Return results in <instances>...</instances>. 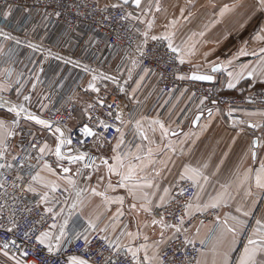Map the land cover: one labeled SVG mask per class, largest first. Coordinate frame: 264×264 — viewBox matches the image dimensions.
I'll list each match as a JSON object with an SVG mask.
<instances>
[{"label": "snow or ice", "instance_id": "6c2138e0", "mask_svg": "<svg viewBox=\"0 0 264 264\" xmlns=\"http://www.w3.org/2000/svg\"><path fill=\"white\" fill-rule=\"evenodd\" d=\"M187 2L191 4L192 0ZM238 3L239 0L231 6L224 5L220 16ZM35 4L39 8L5 0L0 7V57L5 58L6 63L22 43L29 49L42 51L40 45L21 41L14 34L26 27L34 12L42 13L44 21H51L52 18L60 20L71 10L77 19L85 17L97 28H104L105 47L124 50L131 68L144 66V75L129 91L116 76L84 66V71L91 73L84 91L95 93V98L83 100L74 95L68 98L73 109L65 108L64 112L57 109L59 118H45L42 113L48 110L50 95L37 99L39 110H32V93L40 82L39 74L34 77L36 83L31 84V93H25L22 91L23 73L17 74L15 82L10 83L15 70L11 67L3 70L4 80H0V214L7 212L8 215L6 218L0 215V232L4 234L0 236V264H209L204 248H197L198 239L201 246L211 244L208 249L212 254L211 264H264V161H258V168L246 167L241 174L238 188L244 189V198L250 202L236 206L235 215L231 211L223 216L215 215L217 229L212 232L211 240L200 238L204 221L200 220V226L194 228L187 225H191L198 214L230 208V201L235 198L229 191L231 186L221 185L219 193L204 201L201 193L210 181L206 174L207 162L181 163L176 177L169 179L176 166L173 156L178 151L180 156L186 154L184 147L178 148L177 141L179 145L189 142L194 145L198 134L191 129L183 132L179 124L173 129L159 115L144 116L137 109L126 113L128 105L120 99L122 94L140 105L136 93L145 76L151 73L163 79L168 69L176 74L177 61L180 65L192 64L189 57L195 55L196 46L185 48L176 44L177 19L172 18L160 26L161 31H156V13L166 11L159 0H105L103 4L101 0H91L90 13L81 10L87 9L88 3L75 0L67 6L63 0H35ZM251 10L253 14L264 15V0H253ZM180 15L184 16L183 8ZM66 23L76 27V20H66ZM30 31L35 32V26ZM254 39L264 43V28ZM260 51L264 53V48ZM213 52L215 49L203 53L207 72H202L201 66L196 64L177 79L213 82L215 74L224 71L229 77L226 86L230 90L236 89L244 79H255L254 72L245 75L244 69L229 71L233 61L248 55L247 41L224 60L217 57L209 61ZM54 55L49 49L45 59ZM146 61L153 62L156 69L146 66ZM65 63L78 62L65 60ZM43 71L41 67L39 72ZM131 79L130 70L123 84L127 85ZM108 81L117 86L111 102H108L107 84L103 85L104 95L98 86ZM259 82L264 84V80ZM207 100V96L203 97L200 105ZM247 100L255 103L252 96ZM81 103L85 119L79 125V137H74L69 122L76 119L73 111L75 105ZM211 103L217 106L215 114H222L218 107L221 102L213 99ZM223 103L228 105V117L241 111L230 101ZM98 109L106 110V119L96 114ZM202 115L203 110L192 120L201 132L207 130L215 118L214 110L208 108L207 123L201 126ZM243 115L264 118V111L245 110ZM22 121L38 127H25ZM231 123L241 131L245 126L264 129V123L251 120L234 118ZM44 132L51 133L53 143L43 138ZM129 133L134 138L132 141L126 139ZM137 137L139 143L135 142ZM261 151H264V134L251 141L245 155L257 161ZM192 152L193 149L188 148L187 154ZM160 156L165 158L160 159ZM192 188L196 189L195 193ZM101 207L104 211H98ZM241 237L246 242H242ZM18 238L23 246L18 244ZM238 245H242V250L234 259ZM189 248L195 250L199 258L190 255Z\"/></svg>", "mask_w": 264, "mask_h": 264}, {"label": "crops", "instance_id": "0c3cea01", "mask_svg": "<svg viewBox=\"0 0 264 264\" xmlns=\"http://www.w3.org/2000/svg\"><path fill=\"white\" fill-rule=\"evenodd\" d=\"M104 2L105 0H101V4ZM153 2H155V0H153ZM159 2L166 11L156 13V31H161V25L167 23L172 18H175L178 21L176 28L174 29L176 33V44L185 48L192 44H195L196 46L195 55L189 57L192 60V64L186 63L184 66H188L192 69L193 65L199 64L201 66V71L207 72V63L203 58L204 52L215 49V52L208 57V60H216L217 57H219L220 60H224L226 57H230L233 53H235L238 48L243 46L247 41L248 55L240 56L237 60L233 61V65L229 68V71L239 72L241 69H244L245 75H247V72H254L255 79H244L240 82L236 89L230 90L226 86L229 79L227 72L222 71L215 74L216 79L213 81V84L217 89L225 93L234 92L240 88L256 92L264 90V84L259 82L260 80H264V53L260 51L261 48H264V43L258 42L254 39L260 29L264 28V15H261L259 12L253 14L251 10L253 0H239L238 6L232 8L228 12H225L223 16H220V11L224 5L231 6L234 3H237V0H192L191 4H189L187 0H159ZM181 8L184 9L183 17L180 15ZM201 33H203V35H201ZM61 35L62 29L58 28L54 33H50L41 39H38L36 36H29L26 38L20 37L21 41L27 40L40 45L42 51H34L27 48L25 44L22 43L16 49V54L12 57L11 61L6 63L5 58L0 57V80H4L3 70L10 66L12 67L19 58L23 61H29L32 56L35 55L37 57H39V55H43L45 58L49 49L55 55L48 56L46 59L48 63L55 60L74 61L72 56L66 53V49L58 50L53 46L54 42L59 40ZM57 56L62 57L63 59H57ZM89 69L92 70L94 68ZM96 71L116 76L117 79L120 80L121 73H116L114 70ZM137 72L138 69L133 72L132 79L128 81L127 85H124L123 81L120 80L121 85L129 91L131 88H134L136 84L133 85V81L137 78ZM123 73H128V70ZM16 79L17 74L13 76L9 82L14 83ZM90 80L91 73L86 81V85H88ZM104 83L107 84L109 94L117 93V86L112 84L110 81L98 83V86L101 87V93L105 94L103 86ZM150 91L151 87H142L141 82V87L136 93V97L141 101V104L135 105L131 102V106H135L134 109H137L138 112L144 116L155 117L159 115V117L164 120L166 124H170L173 129H175L176 125L179 124L183 128V132L186 133L191 129V131L197 133L199 136V138L195 140L194 145H192L191 142L186 145H179V142L177 141L178 148L184 147L186 154L184 156H180L178 151L177 154L173 156V159L176 161V166L172 169V173L168 178L173 179L176 177L177 173L180 171L181 163L191 161L193 163L198 162L202 164L207 162L208 168L206 169V174L210 176V181L205 186L204 192L201 193L202 199L207 201L209 197L215 196L221 191V185H230L231 187L229 188V191L232 192V195L235 197L234 200L230 201L231 207L222 208L217 212L218 215L221 216L229 211L235 215L236 213L234 209L236 206L240 204L247 205L250 202L244 198V189L238 188V184L242 179L241 174L246 167L251 166L258 168V161H264V151L258 152L257 161H253L250 155H245L251 141L264 134V129H251L245 126L243 131H241L239 127H234L232 125V120L229 119L227 111L224 108L218 106L222 110V114L216 115L215 108L217 106L213 105L210 108L214 110L215 118L212 120L207 130L201 132L200 127L192 124V120L195 115L199 114L200 110L198 109L199 106L193 110L189 106L193 97V93L191 91L187 90L185 93L181 94L165 112H161L160 109H157L155 105L157 95L150 97ZM25 93H31V88ZM38 94L37 89L35 93H32L33 111L39 110V105L37 104V99H39ZM11 95L12 99L16 98L14 93ZM94 96L95 93H92L89 90L88 96L86 97V95L83 94L81 98L83 100H92ZM125 98L128 99L127 97ZM77 108V117L71 127L77 125L83 118L81 104H77ZM44 112L42 114H44ZM244 119L251 120L255 123H264V118L259 116H245ZM207 120V115L203 116L200 121V125L202 126L207 123ZM22 124H25V127H38L26 124L24 121H22ZM46 134L47 132H44L42 135L45 136ZM130 136L131 134L129 133L126 139L128 140ZM155 138L157 140L159 139V132L156 133ZM182 138L183 135L181 136V139ZM47 139L50 143H53L51 135H49ZM172 139L176 138L173 137ZM233 140H235V143H233ZM135 142H140L138 137ZM188 148L193 149L191 155L187 154ZM159 158L164 159L165 157L160 156ZM169 167H172L171 164ZM217 168L219 171H216ZM93 182H95V178ZM95 202L99 203L98 200ZM260 206L261 205H258V207ZM98 211H104L103 207L98 209ZM250 223L252 222L250 221ZM216 229L217 226L214 220L204 223V226L201 227L200 238L208 237L210 241L212 232ZM240 239L242 242H246L243 237ZM197 241H199V239ZM207 245L208 248L205 251L206 258L209 264H211L212 254L208 251L211 244L208 243ZM241 250L242 245H238L237 251L233 253L234 259L238 257Z\"/></svg>", "mask_w": 264, "mask_h": 264}, {"label": "built area", "instance_id": "2783aa9c", "mask_svg": "<svg viewBox=\"0 0 264 264\" xmlns=\"http://www.w3.org/2000/svg\"><path fill=\"white\" fill-rule=\"evenodd\" d=\"M8 3H18L20 5H34L36 8H39L38 4H35V0H7ZM73 0H63V3L67 6L71 4ZM77 3H88L87 9H81L85 12H91L92 4L91 0H75ZM5 4V0H0V7H3ZM51 10V9H49ZM16 14H20V10H16ZM66 20H76V27L72 28L66 23ZM35 26V32L30 31V29ZM58 28L62 29V35L59 40H56L53 46L60 50L66 49L69 55L72 56L73 60L78 63H65V61L55 60L51 63L44 58V56L39 55V57L32 56L29 61H23L20 58L15 62V64L11 67L15 71L12 74V77L16 74L23 73L22 83L23 88L22 91L26 92L31 88L32 83H36L34 77L39 74L40 82L37 83L36 89L38 94V98H42L43 96H51V103L48 105V110L44 112L43 116L45 118H59L57 114V109L60 112H64V109L67 108L69 110L73 109V104L68 102L69 97H73L74 95H78L81 97L86 88V81L90 76V72L84 71V66L89 68H94L95 70H114L116 73H122L126 70H131L133 72L138 69L137 78L133 81V85L139 81V77L144 75L142 68L137 67L135 69L131 68V64L125 58L126 53L124 50H117L105 47L103 40L105 38L106 30L104 28H97V26L92 23V21L85 17L76 18L75 13L71 10L65 13V16H62L60 20H56L52 18L51 21H44L42 19V13L34 12L33 18L30 21L26 22V27L22 30H17L14 34L19 37H29L36 36L38 39H41L44 36L49 35L50 33H54ZM7 30V29H6ZM12 63V62H11ZM145 65L148 67H152L154 70L156 66L153 62L146 61ZM43 67L44 71L39 72V69ZM177 72L175 75L172 73V69H168L163 79L160 76L154 74H148L145 76L142 81V87L148 86L151 87L150 97L157 95L156 98V107L160 109L161 112H165L173 102L183 93H185V89L189 91H194L195 98L191 100L190 107L195 109L200 104V100L207 96L208 100L205 101L202 110L207 112V109L211 106V101L216 99L221 103L218 105L224 108L226 111L228 109V105L223 103L224 101H230L233 107H238L241 111H238L233 114V117H229L232 119H244L245 116L243 112L246 111H264V90L263 91H248L244 88H240L234 92L225 93L220 91L215 87L213 82L207 81H191V80H179L177 76L182 73H187L191 70L188 66H183L176 62ZM158 71V70H157ZM17 72V73H16ZM11 77V78H12ZM114 94H109L108 102H111L112 96ZM252 96L255 100V103H249L247 97ZM120 99L124 101L128 105L125 109V112L132 111L135 106H131V101L126 99L122 94ZM47 103V101H45ZM77 104L75 105V110L73 111V115L77 117ZM105 109H98L97 115H100L102 119H106L107 117L104 115ZM85 117L83 116L82 120L75 125L73 128L72 135L74 137H79V125L83 122ZM74 120L70 121V126H72ZM51 135L50 132H47L43 138L47 139V137ZM112 134H109L111 138ZM17 140L19 137L16 138ZM134 138L131 135L129 137V141H132ZM136 141V139H135ZM191 191L193 193L196 192L195 188H192ZM19 207V206H17ZM5 218L8 213H2ZM218 215V212H210L204 215H197L191 222V225H187L188 227L199 226V221L203 220L204 223L214 219V216ZM4 234L0 232V236ZM20 234L17 233V237ZM18 244L23 246L21 239L18 238ZM203 247L206 251L208 245L201 246L199 241H197V248ZM190 255L199 258L198 253L189 248ZM18 255V253H17Z\"/></svg>", "mask_w": 264, "mask_h": 264}, {"label": "rangeland", "instance_id": "374dc122", "mask_svg": "<svg viewBox=\"0 0 264 264\" xmlns=\"http://www.w3.org/2000/svg\"><path fill=\"white\" fill-rule=\"evenodd\" d=\"M105 71H106V70H105ZM127 75H128V73H125V74H124V73L122 72V73H121V76H120V80H121V81L126 80L127 77H128ZM86 88H87V85H86ZM102 94H103V93H101V95H102ZM84 95H86V97H87V96H88V92H85ZM95 95H96V94H95ZM103 95H104V94H103ZM94 98H95V96L93 97V99H94ZM85 100H86V99H85ZM81 108H82V103H81ZM81 110H82V109H81Z\"/></svg>", "mask_w": 264, "mask_h": 264}, {"label": "bare ground", "instance_id": "6f19581e", "mask_svg": "<svg viewBox=\"0 0 264 264\" xmlns=\"http://www.w3.org/2000/svg\"><path fill=\"white\" fill-rule=\"evenodd\" d=\"M183 66H184V65H183ZM191 92L194 93V91H191ZM194 98H195V95H193L192 99H194ZM198 106H199L198 109L201 111L202 108H203V105H200V104H199ZM211 106H213V104H211ZM211 106H210V107H211ZM201 107H202V108H201ZM253 112H258V111H253ZM203 115H204V116L207 115V112H204V111H203ZM212 220H214V219H212Z\"/></svg>", "mask_w": 264, "mask_h": 264}, {"label": "water", "instance_id": "95a60500", "mask_svg": "<svg viewBox=\"0 0 264 264\" xmlns=\"http://www.w3.org/2000/svg\"><path fill=\"white\" fill-rule=\"evenodd\" d=\"M204 115H202L201 119L203 118Z\"/></svg>", "mask_w": 264, "mask_h": 264}]
</instances>
